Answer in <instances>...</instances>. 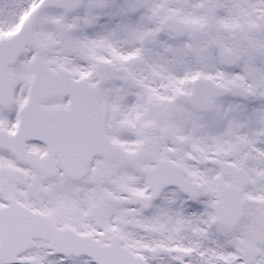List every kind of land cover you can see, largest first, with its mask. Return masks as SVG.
Listing matches in <instances>:
<instances>
[{
    "label": "snow or ice",
    "instance_id": "6c2138e0",
    "mask_svg": "<svg viewBox=\"0 0 264 264\" xmlns=\"http://www.w3.org/2000/svg\"><path fill=\"white\" fill-rule=\"evenodd\" d=\"M0 264H264V0H0Z\"/></svg>",
    "mask_w": 264,
    "mask_h": 264
}]
</instances>
